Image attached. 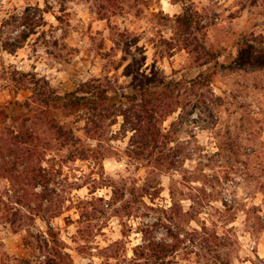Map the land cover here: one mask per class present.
I'll use <instances>...</instances> for the list:
<instances>
[{
  "label": "rangeland",
  "instance_id": "rangeland-1",
  "mask_svg": "<svg viewBox=\"0 0 264 264\" xmlns=\"http://www.w3.org/2000/svg\"><path fill=\"white\" fill-rule=\"evenodd\" d=\"M209 49L217 64L196 59ZM19 72L60 94L100 79L122 109L136 83L178 82L170 142L154 149L117 116L78 131L81 158L30 144ZM0 110V264L42 263L50 231L68 264H264V0H0Z\"/></svg>",
  "mask_w": 264,
  "mask_h": 264
},
{
  "label": "trees",
  "instance_id": "trees-1",
  "mask_svg": "<svg viewBox=\"0 0 264 264\" xmlns=\"http://www.w3.org/2000/svg\"><path fill=\"white\" fill-rule=\"evenodd\" d=\"M44 24V18L41 16L37 22L33 18H26V25L30 26L28 33H22L18 40L20 46H13L4 42V50L13 54L16 47L21 45L34 34V27H40ZM208 57L210 60L218 63L220 54L216 50H205L198 52L196 59ZM21 79H14L16 84L29 83L27 88L31 90V100H25L23 103L15 102L20 105L26 114L20 116V123L16 126L21 137H25V141L30 144L43 143V148L49 150L53 145L58 146L62 151H66L71 158H78L86 152L84 139L78 134L82 130L83 135L88 139H94L92 133L103 132L104 122L108 120L107 126L115 124L117 116H123L127 121L131 118L135 119L132 123V129L139 136L142 142H146L154 147V149L162 148L170 142L168 133L162 132L160 125L174 110H166L170 107L172 91L180 89L178 82H168L160 88H154L155 79L151 78L145 83H136L132 86L133 93L123 96L126 103L130 106L122 109L123 104H116L111 101L109 95V85L100 79H93L85 82L73 92L64 94L58 93L51 87L49 82L43 78H37L33 73L19 72ZM185 90L194 89L196 86L201 87V79L186 81ZM26 87V85L22 84ZM168 99L170 103H168ZM14 104V105H15ZM130 116V117H129ZM6 117L5 110H0V118ZM83 121V126L77 124ZM130 121V120H129ZM27 123L33 126L32 131L28 129ZM78 156V157H77ZM43 202L46 206L43 208ZM52 200L49 194L41 195V203L38 208L45 211L48 218L57 217L58 213H53L50 209ZM45 216L42 218L44 219ZM47 219V218H46ZM51 230V229H50ZM50 240L43 242L47 254L44 256L43 262L40 264H68V254L62 248L53 250L49 248V243L58 244V238L53 232H48ZM42 249L43 246L39 247ZM50 249V251H49ZM176 248H173V251ZM22 264H38L35 256L31 258H22Z\"/></svg>",
  "mask_w": 264,
  "mask_h": 264
}]
</instances>
